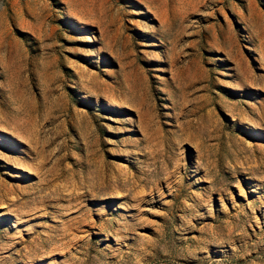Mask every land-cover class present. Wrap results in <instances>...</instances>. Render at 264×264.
<instances>
[{
	"label": "rangeland",
	"instance_id": "rangeland-1",
	"mask_svg": "<svg viewBox=\"0 0 264 264\" xmlns=\"http://www.w3.org/2000/svg\"><path fill=\"white\" fill-rule=\"evenodd\" d=\"M0 264H264V0H0Z\"/></svg>",
	"mask_w": 264,
	"mask_h": 264
}]
</instances>
